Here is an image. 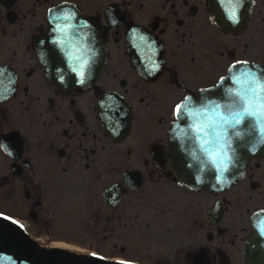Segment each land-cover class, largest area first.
<instances>
[{"label":"flooded vegetation","instance_id":"flooded-vegetation-1","mask_svg":"<svg viewBox=\"0 0 264 264\" xmlns=\"http://www.w3.org/2000/svg\"><path fill=\"white\" fill-rule=\"evenodd\" d=\"M230 6L0 0V212L33 233L76 219L105 240L137 223L145 230L149 206L153 223L172 222L174 200L194 194L168 164L175 105L216 87L239 61L264 69V0H239L235 23ZM81 64L83 84L72 70ZM209 195L211 204L176 217L189 243L170 264H247L252 218L264 210V156Z\"/></svg>","mask_w":264,"mask_h":264},{"label":"water","instance_id":"water-1","mask_svg":"<svg viewBox=\"0 0 264 264\" xmlns=\"http://www.w3.org/2000/svg\"><path fill=\"white\" fill-rule=\"evenodd\" d=\"M246 73L254 74L264 83V71L259 66L241 64L217 88L202 91L189 101V112L182 116L171 131L168 145L169 163L178 183L201 192H222L243 176L250 156L264 154V119L245 116L239 124L226 123L232 111H240L238 92L254 85ZM239 80V83H236ZM264 97V93H260ZM219 97L225 109L209 110ZM219 117V118H218ZM224 122L221 129L212 123ZM201 129V131H197ZM219 133V138H218ZM220 172L210 163L221 161ZM219 177V178H218ZM247 240L246 257L249 264H264V212L253 222ZM0 264H121L103 257L78 254L59 248L38 245L15 222L0 216ZM129 264V263H124Z\"/></svg>","mask_w":264,"mask_h":264},{"label":"rangeland","instance_id":"rangeland-1","mask_svg":"<svg viewBox=\"0 0 264 264\" xmlns=\"http://www.w3.org/2000/svg\"><path fill=\"white\" fill-rule=\"evenodd\" d=\"M173 191L176 197L177 192L175 189ZM178 201L176 198L175 203L173 202L172 222L153 223L151 219L154 208L149 206L145 210L144 216L148 223L147 228L144 230L141 223L134 224V226H130L126 238L114 235L105 240L104 234L96 233L93 225L80 224L76 219H66L63 223L54 225L48 230L34 233V236L42 238L47 244L62 243L76 251L96 253L138 264H170L172 254L175 259L179 248L189 243V240L180 231L186 224L175 221L176 217L178 218V214L186 205L196 209L199 206H204L205 203L211 204L213 198L210 195L193 194L188 201H179V204ZM3 207L7 209L5 205ZM175 261L173 260L174 264H180Z\"/></svg>","mask_w":264,"mask_h":264},{"label":"snow or ice","instance_id":"snow-or-ice-1","mask_svg":"<svg viewBox=\"0 0 264 264\" xmlns=\"http://www.w3.org/2000/svg\"><path fill=\"white\" fill-rule=\"evenodd\" d=\"M227 2L231 5L230 8L227 10V14L229 19H231L234 23L238 22V15H237V8L239 7V0H227ZM54 10L50 9L49 13L52 15ZM60 17H53V22L55 20H59ZM57 31H63L62 28H60L59 25H56ZM143 39V38H141ZM56 43H59V41H55ZM238 64H246V61H239ZM235 65L230 67L228 69V72L230 74L233 73L235 69ZM74 72L77 73V75L80 77L79 82L81 84L84 83V76H85V70L84 65L81 64L79 68L73 67L72 69ZM251 83L254 85L250 89H246L243 91H240L237 93V95L240 97V111H232L230 113V119L227 117H221L222 120H224L226 123H232L233 125L239 124L242 119L245 116H251L256 117L258 119H264V97L260 96V93H264V83L259 81L254 74L246 73ZM223 77H221V80L223 81ZM239 80H236V83H239ZM202 91H204L202 89ZM191 100V97H185L181 102L177 103L173 109L174 115L177 117V120H179L182 116L186 114H190L189 112V101ZM197 131H201V129H197ZM210 163L215 166L220 172L226 171V164H227V158H225L224 164L225 167H221V161L217 159H211ZM219 178V177H218ZM10 219V218H9ZM95 255V253H93ZM121 264H124V262H121Z\"/></svg>","mask_w":264,"mask_h":264},{"label":"bare ground","instance_id":"bare-ground-1","mask_svg":"<svg viewBox=\"0 0 264 264\" xmlns=\"http://www.w3.org/2000/svg\"><path fill=\"white\" fill-rule=\"evenodd\" d=\"M52 246H54V247H59V248H64V249H69V250H74L73 248H71L70 246H67V245H64V244H60V243H55V244H53Z\"/></svg>","mask_w":264,"mask_h":264}]
</instances>
